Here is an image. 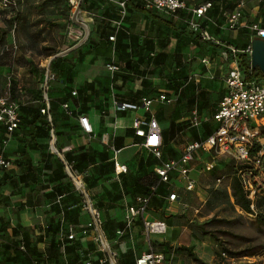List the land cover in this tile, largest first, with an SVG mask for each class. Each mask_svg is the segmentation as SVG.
Masks as SVG:
<instances>
[{
  "label": "crops",
  "instance_id": "1",
  "mask_svg": "<svg viewBox=\"0 0 264 264\" xmlns=\"http://www.w3.org/2000/svg\"><path fill=\"white\" fill-rule=\"evenodd\" d=\"M116 1L83 0L80 4L78 17L74 19L71 16L72 13L70 15V11H66L65 7L61 5V0H43V5H47V2L53 5H47L48 9L43 6L46 9L44 11L50 10L49 15L44 13L46 17L58 19L57 23L63 24L60 26L62 41L58 43L54 37V40L57 41L56 44L58 43L56 53L48 56L46 64L42 63L39 68L32 65L31 73L34 74L37 87H25L23 84L18 92L17 102L25 108L21 118L22 125L15 131L8 145L2 147L0 144V154L2 153L4 157L14 161L11 169L0 168V234H6L12 239V230L16 228L20 235L13 238L22 239L25 236L35 255L44 257L46 264H58L56 250L60 248L59 251L63 254V242L58 238V235L60 232H64V236H68L69 226L75 228V237L78 239L76 247L81 248L87 257L96 260L104 256L100 251V244L95 241L97 229L88 228L92 220L87 209L86 196L67 171L69 166H74L77 169L78 173L71 169L72 174L86 189V194L93 207L99 209L101 219L104 222L107 219L112 221L111 229L113 228V230L115 226L118 228L119 224H124V227L121 228L124 229L122 237L119 234V228H116L115 232L112 230L113 236L127 244V249L122 252L112 249L109 239L101 227L110 249L118 254V264L120 258L124 256L123 253L126 256L131 255V261L135 262L138 257L150 249L159 251L162 244H168L177 249L180 246H187L195 250L200 241L196 240V236L192 237L195 242L193 240L186 241L185 238L187 233L195 235L196 232L190 230L189 226L196 222L194 216L200 212L198 208L189 206L185 200V194L189 193V198H191L194 193L203 200L205 193L207 194L206 203L209 202L211 192L203 191L206 187L204 180L207 173L202 171V167L208 159L213 160L214 156L211 153L198 152L190 164L191 173L195 171L198 177V185L194 192H185L184 197L172 205V209L167 208L165 193L153 199L149 206L145 218L167 221V231L170 232V237L166 236L162 241L150 238L147 242L148 236L144 233L142 218H138L129 231L126 230V221L117 218L122 213L124 218L128 207L135 204L136 195H138L136 181L141 178V175L154 171L150 165L153 159L148 158L151 153L142 147L143 140L135 137V130L132 126L133 119L142 113L131 110L123 111L119 107L120 103L138 102L143 95H140L143 87H138L139 84L130 80L124 83L122 75L129 71L125 68V62H119L120 57H123L124 50V47L121 46L120 50L114 54L116 62L118 61L120 64L121 73L113 75L110 72L97 71L92 77L87 74L84 79L80 80L76 71L77 65L87 60L88 62H102L103 60L108 62L112 59V48H109L107 39L108 29L106 33L103 31L107 23L102 22L100 16L109 8L114 7ZM29 6L37 7L33 4ZM172 18V14L153 10L147 17H144L143 14L139 21H135L134 18L130 19L131 34L135 37H133V42L127 40L126 54L131 57H140L141 47L137 42L152 36L156 45L153 52L156 54L163 51L171 58L185 49V53L194 50L201 56L211 59L212 64L206 65L207 71L204 72V76L195 79V82H192L193 78L190 77V81L187 82L190 85V90L184 92L183 96L187 95L188 98L184 100L183 96L181 98L178 96V100L173 105L163 107L165 110L163 117L166 119L177 118V123L185 124L190 120L193 109H199L200 116L204 120L203 126L189 127V130L193 129L192 133L196 136L180 146L171 143L174 150L182 149L181 151H183L187 144L193 140L205 138L207 132L214 130L216 124L213 116L227 91L225 78L230 70L229 60L232 59L229 58V55L230 57L232 55L231 52L227 55L229 50L224 44L195 39L185 22L180 26H174L173 21L175 20ZM83 21L86 23L89 36L87 41L81 43V33L85 29ZM29 22L31 29H36V40L39 41L37 47L41 49L49 47L54 51L53 41L44 38V32L42 29L40 30L39 24L36 23L37 25L34 26L30 19ZM31 29L30 36H32ZM5 32V28H0V35ZM212 34L218 39H225L230 35L232 38L238 36L236 32L227 30L217 33V35ZM164 35L169 37L166 46L161 44ZM105 49L108 50L107 54L103 52ZM223 54L227 57L221 61L220 57ZM178 62L179 59H171L169 69L171 71L179 70ZM164 65L165 63L163 64L161 61L157 65L150 66L149 70L153 71L164 67ZM8 72V70L1 69L0 75L4 76ZM48 73L54 74L56 79L49 82L50 87L47 93L49 101L48 105L45 103V106L50 108L48 115H50L51 121L48 120L47 115L48 124H46L45 117L40 115L37 118V113L45 98L42 85ZM176 81H181V77L176 76ZM217 89L219 94L216 96ZM75 90L77 94L74 96ZM63 103H67L73 110L72 116L66 113ZM80 115L89 117L94 128L93 134L88 135L83 132L79 122ZM256 128L257 131L264 128V120H260ZM3 129L0 126V139L5 136ZM113 148L119 151L118 160L120 163L127 166L126 174H117L114 166ZM218 160L223 161L224 158ZM61 162L65 165L63 170H61ZM63 172L68 176L62 177ZM227 188L230 192V186ZM231 200L234 202L232 198ZM227 205L223 204L219 207ZM235 208L239 214L242 213L237 206ZM191 214L194 218L191 217ZM135 226H139V229H134ZM90 234L93 238L87 237ZM1 235L0 244L6 242V239ZM198 236L200 235L198 234ZM136 237L142 238L144 241L138 242ZM86 238L87 245L84 243ZM212 252L214 253V251ZM212 252L205 253L211 262L214 259ZM63 260L66 262V257ZM187 260L190 262L187 256L179 251L177 264H194L192 261L188 263ZM77 264H82L81 259ZM126 264H128V259H126Z\"/></svg>",
  "mask_w": 264,
  "mask_h": 264
},
{
  "label": "built area",
  "instance_id": "2",
  "mask_svg": "<svg viewBox=\"0 0 264 264\" xmlns=\"http://www.w3.org/2000/svg\"><path fill=\"white\" fill-rule=\"evenodd\" d=\"M70 7H72V18L77 19L78 13L80 12L79 4L83 0H68ZM115 1V0H109ZM133 0H117L116 4L120 7V15L125 17L127 14L128 3ZM148 10H157L166 14H172L178 11H186L190 14L189 26L190 28L199 33L201 39L206 41H213L217 44L222 45L213 36L209 34L207 30H202V25L206 18L207 11L213 7V3L206 2L204 5L199 7L189 6L183 0H143ZM247 7L245 0H241L238 8L228 16V27L231 31H238V29H246L252 35L249 46L245 49H237L236 47L229 46V52H231L232 59L229 63V72L225 78L227 85V91L224 94L218 108L213 116L216 122V129L208 135L205 139L193 140L187 144L181 157L176 160H168L161 163L156 168V172L160 178L161 183L167 185L176 184L178 180H186L185 189L189 192L194 191L197 187V181L191 180L189 175L191 173L190 164L193 162L195 155L198 152L211 153L214 157L207 165V171L214 169L215 162L220 158L233 159L238 163L252 164L254 163L257 168V174H254V170L250 169L248 173L242 174V183L246 192L248 193L249 199L252 200V213L253 219L258 218V210L256 206V195L264 191V165H262V158L264 157V136L257 138V123L260 120H264V76L255 74V70L245 69L242 65V58L240 54H246L249 56L250 61L252 59V42L255 38L264 39V25L261 21H248L243 18L244 11ZM93 20V17H91ZM117 26V31L122 27V21H116L114 23ZM84 31L81 33V43L87 41L89 31L86 23L83 21ZM116 34L109 37L111 41H116ZM115 48H112V59L105 65L107 72L113 75L121 72L120 67L116 64L115 59ZM228 55V54H227ZM56 76L52 73H48L45 82L42 85L44 90L45 98L44 102L48 105L49 97V82L54 81ZM77 91L73 92L75 96ZM170 103L171 100L166 94H160L158 98H150L143 96L138 103H120L119 107L121 110L139 111L144 110L142 117H136L133 121V128L135 130L136 137L143 140L142 147H144L149 153H152L156 158L162 157L161 148L163 146L162 136V125L157 120L153 113V106L155 103ZM67 114L73 115V110L66 103L63 105ZM50 112L49 106H46L42 110V114L48 115ZM48 120L51 121L50 115ZM79 122L82 126L85 134H93L94 128L87 115H80ZM190 122L193 127L199 128L203 124L204 120L201 118L197 108H194ZM20 114L19 104L12 99L11 94L6 96H0V124L5 129L4 146L8 145L11 141L13 133L20 126ZM258 152L253 155L255 149ZM115 154L114 166L117 174H126L127 166L121 164L118 160L119 151L113 148ZM14 165V161L8 159L0 154V168L11 169ZM68 172L71 171V167L67 168ZM171 175L176 178L171 179ZM220 181H218L219 183ZM79 187V186H78ZM183 187V186H181ZM154 187L153 190H156ZM83 192V191H82ZM84 193V192H83ZM85 194V193H84ZM86 204L87 209L91 215V223L88 228L97 229L96 242L100 244V251L104 254L103 257L97 258L96 260H86L84 264H118L117 252H112L110 245L104 243L105 236L101 231L103 221L101 220L100 211L93 207L87 194ZM151 196L144 195L138 196L135 200V204L128 207L126 216V230L129 231L135 225L138 218L143 219L144 233L150 239L152 233L160 234L165 233L168 229L166 221H155L145 218L148 207L150 205ZM179 195L176 192L167 197V208L172 209V205L178 202ZM69 237L70 240H75V228L69 226ZM86 233V231H84ZM120 236L124 235V229L119 231ZM62 240L64 237L61 235ZM23 249V248H22ZM225 255V254H224ZM136 264H172L171 261L167 260L164 252L154 251L152 249L146 251L140 257L136 259Z\"/></svg>",
  "mask_w": 264,
  "mask_h": 264
},
{
  "label": "rangeland",
  "instance_id": "3",
  "mask_svg": "<svg viewBox=\"0 0 264 264\" xmlns=\"http://www.w3.org/2000/svg\"><path fill=\"white\" fill-rule=\"evenodd\" d=\"M13 0H0V28H5L7 34L5 35L6 40L9 44L7 54H3L0 51V70L5 69L9 72L7 74L0 75V95L1 96H8L11 94L12 91H10V83L11 81L14 82L16 86L17 94L19 92V89L25 85V87H37V83L34 78V74H32L31 67L32 65L35 68H39L40 65L46 64V60L48 59L49 54L56 53L57 50V44L62 41L61 38L63 37L62 34H60L61 27L63 24L57 23V20L51 19L49 17H46V14H44L46 9L43 8V0H23V6L26 8L25 15L28 16V18L33 22L34 26H36L38 23L40 30L42 29V32H44V38H47L51 41H53L52 46L54 47L53 52H48L45 49H41L40 47H37V43L39 42L36 40V29H31L30 26H27V24H24L23 27H19V30H15L13 28V23L10 24V22H13L15 19L13 16L18 13L17 9H20L16 3H12ZM204 0H195V4L199 5L202 4ZM11 2V3H10ZM249 5H247V11L249 15L254 19L255 15V7L257 5L258 0H248ZM30 4L36 5L37 7L34 8L32 6H29ZM247 13V14H248ZM21 14V13H20ZM263 14V13H262ZM211 16V15H210ZM264 18V14L262 15ZM215 19L218 20L219 26H226L228 22L222 18V16L214 15ZM13 18V19H12ZM11 19V21H10ZM47 20H50L51 22H47ZM41 21V23H40ZM56 22V23H53ZM25 23V22H24ZM211 26V23L209 24V27ZM31 29V34L33 36V39L29 38V31ZM35 30V31H34ZM222 31H225L223 28H219L217 32L222 33ZM231 34V33H230ZM40 35V34H39ZM38 35V36H39ZM1 37V35H0ZM52 37V39H50ZM54 37H56V40L58 43L56 44V40H54ZM37 42H36V41ZM248 37L245 33L242 31L238 33V36L235 40V38H232L230 35L229 37H226L225 41H228L227 45L235 46L236 43L240 44V46H243L247 43ZM37 47L36 50L33 47ZM13 47V49H12ZM15 48V49H14ZM33 50V53L31 51ZM16 52L13 54V52ZM185 49L183 51H180L178 55H173V57H168L163 60V64L165 63L164 67L159 69H154L150 72V74L145 78L148 82L146 85H144L143 81L144 76H131L133 83L139 84L138 87H143V90L140 92L141 94H150L152 96L158 95V93H165L169 99L172 101L171 104L167 103H155L153 106V113L158 118L159 115L164 116V106L165 105H173V103L178 100V96L181 98L184 94V92H187L190 90V85L187 84L188 81H190V77H192V82H195V79H199L200 77L204 76V72L207 71L206 65L212 64L211 59L209 57H203L199 53L195 52L194 50H191L188 53H185ZM227 55H224L220 57V60H225ZM245 60H248V56H243ZM176 58L179 59L178 66L179 70H170V63L171 59ZM106 60H103L102 62L95 61V62H88L85 61L84 63H79L77 65V73L78 78L80 80L84 79V76L95 75V72H107L105 65ZM176 76L181 77V81H176ZM107 77V76H106ZM107 80V78H105ZM154 79V80H152ZM213 79V78H212ZM214 81L216 78L214 77ZM212 80V81H213ZM36 83V84H34ZM17 84V85H16ZM191 84V83H190ZM136 87V86H134ZM139 93V92H138ZM187 94V93H186ZM219 94V91L217 89L216 96ZM19 96V94H18ZM184 100L187 97V95L182 97ZM17 102V100H16ZM19 103V102H17ZM159 104V105H158ZM159 107V108H157ZM142 115L144 114V110H139ZM135 111V112H139ZM142 115L138 116L141 117ZM136 118V117H135ZM134 118V119H135ZM133 119V121H134ZM163 119V118H162ZM207 119V118H206ZM165 120V119H164ZM170 122L169 119L165 120L163 126L166 128H169ZM181 130H179L176 134V139L174 140V144H177L178 146L182 144H186L188 141H191L192 138H194L196 135H193L192 130H189L188 124L183 123V125L180 126ZM261 133L264 135V128H262ZM182 149L177 151L176 153L179 154ZM173 154V155H176ZM147 154V152H146ZM149 159H152V156L148 157ZM211 160H207V163L204 164L202 167V171L204 173H207V177L205 178V184L206 187L203 189L206 193L210 192V188L219 186V184L216 182L218 178H222V174L225 170V164L224 162H221L217 168L214 171H207L206 165ZM204 176V175H203ZM189 178L191 180L197 181V174L195 171L190 173ZM229 184V179L226 177L224 181L220 184L222 186H226ZM179 186H186V180H178ZM193 196L189 198L190 194H185V200L191 207L198 208L200 210L199 213H196L195 219L196 222L194 224H206L203 226L202 229L200 228H193L191 229V226L189 227L190 230L196 232L195 235H191L187 233L186 235V241L195 240L192 237L196 236V240H200L196 245V253L199 257H201L205 262L208 264H223V262H227L228 264H264V223L259 222L258 219H253L251 216H248V214L243 213L239 214L237 212V208H235L232 205H227L226 207H217L215 210L209 206L208 203H206L207 194L204 193L205 198L201 200L197 195L192 194ZM97 204V203H96ZM99 205V204H97ZM108 210V209H107ZM241 211V210H240ZM90 214V213H89ZM169 214V213H168ZM104 216V215H103ZM127 213L125 217L123 218L122 215H118L117 218L121 220H127L126 219ZM193 214H191V217ZM192 217V218H194ZM92 218V217H91ZM215 221H212L214 220ZM221 220H226L227 222H221ZM111 222L107 219L103 225V229L105 231V234L108 236L109 243L114 249V251L122 252L127 249V244L122 243L118 240L117 237L113 236V228L111 229ZM210 223V224H207ZM134 229H139V226H135ZM204 230L209 235L202 234L201 231ZM198 231V232H197ZM92 232V231H91ZM166 231L165 233L160 234H150L152 239H159V241H162L166 236L170 237V232ZM199 234L200 236H198ZM87 237H92V234H90ZM199 237V239H198ZM93 238V237H92ZM138 242L144 241L142 238L136 237ZM140 239V240H139ZM146 241L149 242V238H146ZM145 241V242H146ZM85 245H87V238L84 241ZM223 248L230 249L233 252H256V255H245L244 257H236L233 258L229 253H226L224 256L223 253L225 252ZM212 252L214 255V259L211 262L210 258L206 257L205 253ZM15 252V251H14ZM8 253H13V251H9ZM8 253L5 252V247L2 248L0 244V264H7V262L11 263L12 261L9 258ZM124 257H126V254L123 253ZM188 261V260H187ZM191 262V261H190ZM188 261V263H190Z\"/></svg>",
  "mask_w": 264,
  "mask_h": 264
},
{
  "label": "trees",
  "instance_id": "4",
  "mask_svg": "<svg viewBox=\"0 0 264 264\" xmlns=\"http://www.w3.org/2000/svg\"><path fill=\"white\" fill-rule=\"evenodd\" d=\"M22 1L23 0H13L12 3L10 2L11 4L16 3V5H18V7L20 8V9H17L18 13L13 16V18L15 20L13 22H10V24L13 23V28L16 31L19 30V27H23L24 24H27V26H30L29 18H28V16L25 15L26 8H25V6L22 5L23 4ZM61 1H62V2H60L61 5L63 7H65L66 11H70V15H71L72 7H70L69 1L68 0H61ZM183 1L187 5L194 6V7H199L201 5H204L206 2L213 3V7L210 8L206 13V18H205V21L202 25V30H207L211 36H213L221 44H224L226 46V48L228 49V47L231 45H227L228 41H225L226 38L225 39L224 38L218 39L212 33L217 35V33H219V32H217L219 28H221V29L223 28L224 30H227L229 32H234V31H231L229 29L228 24L226 26H219L218 20L215 19L214 15L218 14L219 16H222V18H224L228 22V19H227L228 16L230 14H232L238 8V5H239L241 0H204L202 2V4H199V5H196L194 3L195 0H183ZM245 2L247 5H249L248 0H245ZM46 4L48 6H53L49 2H47ZM47 5H44V8H46ZM254 7L256 8L254 19L249 15V13L247 11V7L244 11L243 18L245 20L252 21V22L261 21L262 24L264 25V18L262 16L264 14V0H258L257 5ZM46 9H48V8H46ZM120 11H121L120 7L116 4L114 7L109 8L108 10H106V12L103 13L102 16H100L101 21L104 23H107V26L103 31H104V33H106V31L108 29L107 33H109V34L107 36V39H108V42L110 45L109 48L111 49L114 47L115 53L117 52V50H120V46L124 47L123 48L124 50L122 52L123 57H120V61H119L120 63L125 62V68L129 71L127 74L122 75V79H123L124 83L129 81L131 76L143 75L144 80H142V81H143L144 85H146L148 81L145 78H147V76L152 71L151 69L149 70V67L154 65V64L155 65L159 64L165 58L167 59L169 57V55L165 54L163 51H161L157 54L155 52H153L156 49V45H155V41L152 38V36L151 37H145V38H143L137 42L139 47H141V50L139 53L140 57H135V56L131 57L130 55L126 54V49L128 48L127 43H126L127 40L133 42L134 41L133 37H135V36H132V34H131V24H130L129 20L134 18L135 21H139V19L141 18V16L143 14H144V17H147V16H149V13L153 10H148L146 8L145 2L143 0H133V1L128 3L127 14L125 15V17H123V19H122V16L120 15ZM45 13L49 15L50 10H47ZM70 15H69V18L72 16V15L71 16ZM172 16H173L172 19L175 20V21H173L171 19L173 21L174 26H178V25L180 26V24H183L185 22L186 26L190 30V33L192 34V36H195L194 37L195 39L202 40L199 33L194 32L189 26L190 14L188 12L181 10V11L172 13ZM10 21H11V19H10ZM116 21H122L123 22L122 27L118 31H117V26L114 24ZM47 22H51V21L47 20ZM210 23H211V26L209 27ZM129 24H130V26H129ZM241 31L246 34V36L248 37V40H247V43L244 44L243 46H240V44H237V43L235 46H232V47H236L237 49L247 48L249 46V44L251 42V38H252V35L246 29H238V31H236L237 35ZM116 32H117L116 41H111L109 39V37L112 36L113 34H115ZM6 34H7V32H5L0 37V51L2 52V55L7 54V52H9V51H13V50L8 51L9 44H8L6 37H5ZM162 37H163V39L161 40V44H163V46H166V42H167V39L169 37H167L166 35H164ZM29 38L33 39V36L29 35ZM236 38H235V40H236ZM202 41H204V40H202ZM33 48L36 49V46ZM12 49H13V47H12ZM43 49H45L48 52L53 51V49L49 48V47H44ZM145 51H147L148 53L146 52L144 54ZM103 52L105 54H107L108 50L105 49ZM225 52H227V51H225ZM15 53L16 52L14 51L13 54H15ZM227 53H228V55L230 54L229 51ZM50 55H53V54H49L48 56H50ZM244 55H246V54H243V53L240 54V57L242 58V65L245 69H250V67H251L250 58L248 55H246V56H248V60L246 61L245 58L243 57ZM229 58H232V57H230V55H229ZM116 64L120 67V64L118 63V61L116 62ZM0 66H1V63H0ZM120 71H121V67H120ZM121 72H119V73H121ZM255 74H257L259 76H264L262 71L259 68H257L255 70ZM10 91H12L11 92L12 99L16 101L18 98V95H17V91H16V86H15L14 82H12V81L10 83ZM160 94H165V93L161 92V93H158V95H156V96H152L150 94H144L141 96V98L143 96H147V97L155 99V98H158V96ZM138 102H136V103H138ZM171 102L169 104H171ZM129 103H132V102H129ZM64 104H66V103H63L62 105H64ZM165 104H167V103H165ZM45 107L46 106H45V102L43 99L42 107L39 109V112L37 113V118H39L40 115L44 116L45 120H46L45 123L48 124L47 115L42 114V110ZM24 111H25V108H23L19 105V114H20V123H19L20 126H19V128L22 125L21 118L23 116ZM198 111H199V109H198ZM199 114H200V112H199ZM164 119L167 120L165 117H162L161 114L157 118V120H159L161 125H162V136H163V146L161 148L162 157L160 159H158L151 153L153 162H150V165L152 166L154 171L149 173V174L146 173V174L141 175V178L138 181H136V184H135L136 191L138 194V195H136V198L138 196L149 195V196H151L150 204L152 203L153 199L157 198L162 193H165V196L169 197L170 194H172L173 192H176L179 195V198H181V197H184L185 192H189L185 189V187H181V186L176 185L174 183L171 185L161 183L160 178L156 172V168L159 167L162 162L168 161V160L179 159L183 153L181 151L179 154H177L178 153L177 150H174V148H172V146H171V143L174 142V140L176 139L177 132L179 130H181L180 126L183 125V123H177V120H178L177 118H171V119H169V121H170L169 122L170 123L169 128H166L163 126V124L165 122ZM214 120H215V118H214ZM187 124L191 128H196V127L192 126L190 120L187 122ZM215 124H216V122H215ZM0 126L4 128L3 132H6L5 127L2 124H0ZM201 126H203V124ZM215 129H216V126H215L214 130ZM260 130H261V128L258 129V131H257V138L264 136ZM212 132H207V136L205 138H207L208 135L211 134ZM14 133H13V135H14ZM4 137L5 136H3L0 139V144L2 147L4 146ZM135 137H136V135H135ZM205 138H203V139H205ZM196 140H200V139H196ZM1 150H2V148H1ZM257 152H258V150L256 148L253 155H256ZM175 153H176V155H173ZM223 161L226 163L225 164L226 168L224 170V173L221 176L222 178H218L216 180L217 183H218V181H220L218 183L219 184L218 188H215V187L210 188L211 196H210V199L208 200L209 206H211V208L214 209V208L219 207L223 204H226V205L228 204V205H232L234 207L237 206L241 210V212H242L241 214L252 213V208H251L252 200L249 199L248 193L246 192L244 185L242 183V174L248 173L250 169H253L254 174H257L258 172H257V168H256L255 164L254 163H252V164L242 163L241 164V163H238L235 160L229 159L227 157L224 158ZM223 161L217 160L215 162L214 169L211 171H214L217 168V166ZM262 165H264V157L262 158ZM64 167H65L64 163L61 162V170H63ZM71 169L78 173L77 169L74 166L71 167ZM67 176H68L67 173L63 172L62 177H67ZM226 177L229 179V184H227L226 186L220 185ZM174 178H176V176L171 175V179H174ZM197 183H198V181H197ZM227 186H230V192L228 191ZM154 187H157V189L153 190ZM195 190L196 189H194V191ZM194 191H192V192H194ZM231 198L234 200V202H232ZM164 200H165V198H164ZM167 203L168 202L166 199V204ZM256 206H257V210H258V215H257L258 218L257 219L259 222L261 221L264 223V191H262L256 195ZM148 209H149V207H148ZM212 221H215V219ZM221 222H227V221L221 220ZM104 223L105 222L103 221V224ZM166 223H167V221H166ZM103 224H102V227H103ZM207 224H210V223H207ZM123 225L124 224H122V225L119 224V226H120V227H118L119 231L122 230L121 228L124 227ZM167 225H168V223H167ZM205 225L206 224H200L199 225V224L195 223V224H191L190 226H191V229H193L195 227L202 229L203 226H205ZM114 228L115 229L113 231L115 232L117 226H115ZM201 233L205 234L206 236L210 234L204 230H202ZM19 235H20V233L16 228H14L12 230V236H11L12 239L9 238V236H7L6 234L1 235V237L3 236V238L6 239V242L1 243L2 248L5 247V252L8 253L9 251L10 252L13 251V253H11V254L8 253V255H7V256H9V258H11L10 260L12 261L11 263L7 262V264H46V260L44 257L35 255V253L33 252L32 248L29 245L28 240H26L25 236L22 237V239L13 238V237H17ZM61 235L64 237L63 240H62V238H60ZM58 238H60V240L63 242V244H62L63 254L61 251H59L60 248L57 249V246L55 245V247L57 249L56 253H57V263L58 264H77L80 261V259H81L82 264H84V262L86 260H89V259L94 260L91 257H87L86 253L81 251V248L78 249L76 247V243L78 242L77 237L75 238V240H70L69 237L64 236V232H60V234L58 235ZM160 247H161V249L158 252H161V253L164 252L166 254L167 260L171 261L172 264H177V257H178L179 251H181L184 255H186L187 258L190 261H192L194 264H208L207 262H205L203 259H201L197 255L195 250H193L190 247L180 246L179 249H177L176 247H172L168 244H162V245H160ZM223 249L225 251L223 253V255L224 254L226 255V253H229L231 255V257H233V258L244 257L245 255H253L254 256L257 254L256 252H249V251L237 253V252H233L230 249H226V248H223ZM152 250L156 251L155 249H152ZM130 256L131 255H127L126 257L122 256V258H120V259L123 261L121 262V260H120L119 264H126V259H128V264H136V260H135V262H132ZM64 257H66V262L63 260ZM223 264H228V263L223 262Z\"/></svg>",
  "mask_w": 264,
  "mask_h": 264
},
{
  "label": "water",
  "instance_id": "5",
  "mask_svg": "<svg viewBox=\"0 0 264 264\" xmlns=\"http://www.w3.org/2000/svg\"><path fill=\"white\" fill-rule=\"evenodd\" d=\"M82 2V1H81ZM80 2V4H81ZM80 4H79V9H80ZM252 59H251V67L256 70L257 68H259L263 75H264V39L261 38H255V40H253L252 42ZM71 177L75 180L77 186H79V188H81V190L86 194V189L80 184L79 181H77L72 172H69ZM104 243L105 245H107V240L104 239ZM108 248V245H107Z\"/></svg>",
  "mask_w": 264,
  "mask_h": 264
}]
</instances>
